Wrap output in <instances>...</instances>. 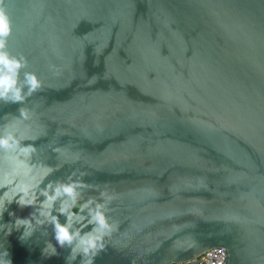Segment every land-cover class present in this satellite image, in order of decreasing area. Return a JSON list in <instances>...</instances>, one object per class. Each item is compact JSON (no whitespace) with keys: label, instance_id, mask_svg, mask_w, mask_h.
<instances>
[{"label":"water","instance_id":"95a60500","mask_svg":"<svg viewBox=\"0 0 264 264\" xmlns=\"http://www.w3.org/2000/svg\"><path fill=\"white\" fill-rule=\"evenodd\" d=\"M2 7L4 50L23 65L21 85L31 73L40 87L0 100V135L35 149L24 165L0 151V173L15 166L20 183L41 189L84 185L78 201L102 204L112 231L104 250L84 255L77 238L71 255L39 201L0 204V264H88L93 252V264H181L214 248L221 264H264V0ZM25 218L23 235L15 221Z\"/></svg>","mask_w":264,"mask_h":264},{"label":"clouds","instance_id":"9594fccd","mask_svg":"<svg viewBox=\"0 0 264 264\" xmlns=\"http://www.w3.org/2000/svg\"><path fill=\"white\" fill-rule=\"evenodd\" d=\"M3 0H0V100L11 103H21L25 99L26 95H30L36 91L39 87V81L36 76L31 73L24 74V81L21 85L19 80V71L22 68V64L15 58H10L8 53L4 50L6 45V38L10 34V24L4 8L2 7ZM27 88V93L24 89ZM20 116L27 119V113L20 109ZM0 151L7 154H13L16 164L24 165L26 160L30 157L31 153L35 151L32 145H22L21 140L17 138L13 133L7 132L0 135ZM23 158V159H22ZM51 171V170H49ZM18 173L15 171V166L10 172L0 173V189H6L3 195H0V204L4 207L5 203L11 204L13 201L21 207H34L39 201V214L50 218V224L54 230V239L60 247L71 246L73 241L79 238V246L83 249V254L88 255L90 250L97 248L99 243L100 250H104V236L111 234V226L107 223L104 212L102 211L103 205L95 203V208L91 205L94 203L92 199H89L86 203L81 204L78 201V193L75 191L77 187H84V185L77 182L69 184H60L57 182L56 187H52V183H48L42 189L39 185L35 187L29 184L20 183L15 177ZM7 181V182H5ZM37 189H39V195H37ZM9 192L12 193L9 197ZM51 192V194H49ZM103 196V193H101ZM40 197L43 199L40 200ZM67 198L71 203H66L64 198ZM57 200L61 201L59 208H54V204ZM88 209L87 215L91 217L87 220V224H82L85 219L83 216L77 214L83 209ZM46 210V211H45ZM53 211L57 215H53ZM59 216L65 217V223L59 222ZM74 216L77 218L74 221ZM74 224H82L83 227L89 225H96L101 231L100 235L92 236L91 233L97 231V227L91 228L90 232L81 235L82 228H78L75 231L73 229ZM31 219H17L15 226L17 229L24 228L23 235L31 228ZM71 248V247H70ZM55 250L53 249V254ZM75 252V248H71V255ZM6 256L7 253H4ZM97 254L93 252L92 259L88 264H93V258ZM76 256H73V260ZM7 264H11L7 261Z\"/></svg>","mask_w":264,"mask_h":264},{"label":"built area","instance_id":"2783aa9c","mask_svg":"<svg viewBox=\"0 0 264 264\" xmlns=\"http://www.w3.org/2000/svg\"><path fill=\"white\" fill-rule=\"evenodd\" d=\"M224 250L222 248H214L205 252L201 257V262L199 264H221ZM193 262V261H190ZM188 263V262H187ZM185 264V263H181Z\"/></svg>","mask_w":264,"mask_h":264},{"label":"rangeland","instance_id":"374dc122","mask_svg":"<svg viewBox=\"0 0 264 264\" xmlns=\"http://www.w3.org/2000/svg\"><path fill=\"white\" fill-rule=\"evenodd\" d=\"M201 262V257L193 260V262H188V263H185V264H199Z\"/></svg>","mask_w":264,"mask_h":264}]
</instances>
